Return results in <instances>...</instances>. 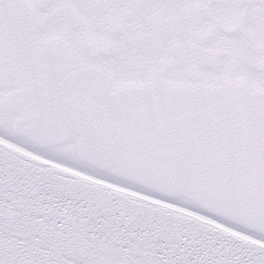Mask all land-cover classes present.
<instances>
[{"label": "snow or ice", "instance_id": "snow-or-ice-1", "mask_svg": "<svg viewBox=\"0 0 264 264\" xmlns=\"http://www.w3.org/2000/svg\"><path fill=\"white\" fill-rule=\"evenodd\" d=\"M0 264H264V0H0Z\"/></svg>", "mask_w": 264, "mask_h": 264}]
</instances>
